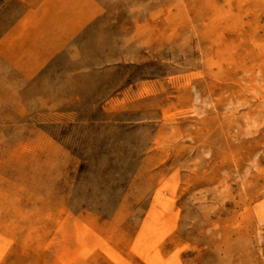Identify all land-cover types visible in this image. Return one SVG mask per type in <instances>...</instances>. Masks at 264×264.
<instances>
[{
    "label": "rangeland",
    "instance_id": "rangeland-1",
    "mask_svg": "<svg viewBox=\"0 0 264 264\" xmlns=\"http://www.w3.org/2000/svg\"><path fill=\"white\" fill-rule=\"evenodd\" d=\"M71 6L0 0V264H264V0Z\"/></svg>",
    "mask_w": 264,
    "mask_h": 264
},
{
    "label": "crops",
    "instance_id": "crops-1",
    "mask_svg": "<svg viewBox=\"0 0 264 264\" xmlns=\"http://www.w3.org/2000/svg\"><path fill=\"white\" fill-rule=\"evenodd\" d=\"M14 4L17 6H21V10H23L24 15H21L16 18V21L10 25V31L9 34H13L14 32H18L19 29L21 28V22L22 19L25 18L26 12L36 14L37 12H43V11H48L50 12L51 10H56L59 12H62V14L59 13V15H66L68 10L72 9L71 4H73L77 0H11ZM49 16L50 13H48ZM60 31L57 33L59 34V37H62L63 35H72L74 34L79 28L82 27L81 22H76V23H63L60 24ZM75 28V29H74ZM74 29V30H73ZM61 40L63 38H60ZM2 41H6V34L3 35ZM53 57V56H51Z\"/></svg>",
    "mask_w": 264,
    "mask_h": 264
},
{
    "label": "bare ground",
    "instance_id": "bare-ground-1",
    "mask_svg": "<svg viewBox=\"0 0 264 264\" xmlns=\"http://www.w3.org/2000/svg\"><path fill=\"white\" fill-rule=\"evenodd\" d=\"M245 113H246V112H245ZM244 116H245V115H244ZM249 120H250V118H249ZM251 120H252V119H251ZM254 121H255V120H254ZM248 122H249V121H248ZM251 122H252V121H251ZM253 126H254V125H253ZM253 126H252V127H253ZM248 127H249V126H248ZM246 131H247V130H246Z\"/></svg>",
    "mask_w": 264,
    "mask_h": 264
}]
</instances>
